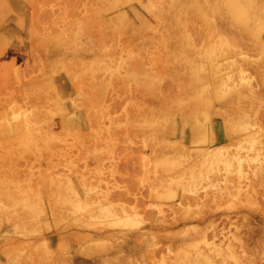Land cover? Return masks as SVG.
Masks as SVG:
<instances>
[{"label":"rangeland","instance_id":"obj_1","mask_svg":"<svg viewBox=\"0 0 264 264\" xmlns=\"http://www.w3.org/2000/svg\"><path fill=\"white\" fill-rule=\"evenodd\" d=\"M262 17L264 0H0V264H264ZM218 156L242 189L204 186Z\"/></svg>","mask_w":264,"mask_h":264},{"label":"bare ground","instance_id":"obj_2","mask_svg":"<svg viewBox=\"0 0 264 264\" xmlns=\"http://www.w3.org/2000/svg\"><path fill=\"white\" fill-rule=\"evenodd\" d=\"M259 2V1H258ZM260 2H261V0H260ZM256 3V2H255ZM225 11V10H224ZM242 11H244V9H238V6H231V7H229L228 8V12L229 13H231V14H235V21L237 22L238 20H240V19H243L242 18V15L244 14V12H242ZM223 15V13L221 14V16ZM225 16V15H224ZM226 17V16H225ZM228 17V16H227ZM226 17V18H227ZM231 19V18H230ZM245 20L247 19V18H244ZM261 19H264V17H262ZM232 20V19H231ZM254 21H256V22H258V21H260L258 18H255L254 19ZM262 21V20H261ZM254 23V22H253ZM253 23H251V24H235V26L237 27V28H239V29H242L243 30V32H246V31H249L250 29H252L253 27L254 28H256V26H254L255 24H253ZM256 25H259V24H256ZM261 25V24H260ZM252 32H254L253 30L250 32V35L249 36H251V33ZM246 34V33H245ZM260 35V34H259ZM245 36V41H246V39H247V37H248V35L246 34V35H244ZM243 36V37H244ZM247 36V37H246ZM254 37L257 39V37H256V34H255V36H253V38L252 37H248V41H250V42H253V40L252 39H254ZM249 38H250V40H249ZM252 38V39H251ZM242 39V38H241ZM255 39V41L254 42H257V40ZM261 39V38H260ZM260 39L258 40L259 42H260ZM199 41V40H198ZM253 42V43H254ZM259 42H257V43H259ZM175 43H177V42H175ZM257 43H256V45H257ZM250 43L248 42V44H245V47L247 48V47H249V49H250V47L252 46L253 47V44L251 45V46H246V45H249ZM177 47V46H176ZM251 47V48H252ZM253 49V48H252ZM225 59V58H224ZM211 64V63H210ZM215 64V63H214ZM213 64V65H214ZM217 64V63H216ZM212 65V66H213ZM211 66V65H210ZM224 66H225V64H224ZM214 67V66H213ZM213 67H209V62H208V69H210V68H212L211 70H214L213 69ZM226 68H228V67H226ZM224 69V68H223ZM220 70V69H219ZM222 71V70H221ZM228 71V70H227ZM218 72H220V71H218ZM229 72V71H228ZM211 73V72H210ZM212 73H215L214 71L212 72ZM227 73V72H226ZM212 75V74H211ZM228 76H229V74H228ZM221 77V76H220ZM222 77H224V74H223V76ZM221 77V78H222ZM225 77H227V76H225ZM215 78V77H214ZM217 78H219V77H217ZM235 78V77H234ZM212 79V78H211ZM213 80V79H212ZM220 80V79H219ZM222 80V79H221ZM224 80H226V78L224 79ZM227 81V80H226ZM232 81V80H231ZM218 82V81H217ZM233 82V81H232ZM222 83V84H221ZM220 84V86L219 87H222V85H223V82H221ZM226 83V82H225ZM212 84V83H211ZM226 84H228V83H226ZM213 85H214V83H213ZM212 86V85H211ZM215 86V85H214ZM219 87H217V88H219ZM215 88V87H214ZM217 88H216V90H217ZM224 89H225V87H224ZM214 91V90H213ZM222 91H223V89H222ZM221 91V92H222ZM225 91V90H224ZM220 92V91H219ZM220 92V93H221ZM215 93H217L216 91H215ZM222 96V95H221ZM216 97V96H215ZM220 97V96H219ZM216 99H218L217 97H216ZM214 100H215V98H214ZM228 108V107H227ZM234 118H235V116H234ZM189 124L187 125V126H189V125H192V124H190L191 122H188ZM7 129V128H6ZM18 131V130H17ZM15 132H16V129H15ZM212 141H214V140H212ZM215 142V141H214ZM214 142H212V143H214ZM216 143V142H215ZM169 150V149H168ZM169 152H170V150H169ZM153 153H154V157H156V155H155V151H153ZM168 153V152H167ZM157 158V157H156ZM155 160H157V159H155ZM154 160V161H155ZM157 162V161H156ZM237 165V164H236ZM207 168H203V169H205V170H207V172H204V173H206V176L209 174H215V170H218V171H224V176L223 177H214V178H210L209 180L207 179V183L204 185V186H214L215 187V184L213 183V181H215V183L216 182H220V181H223L225 184H228V186H226L227 187V189H229L228 187H230V186H232L233 188H240V189H242L243 187L242 186H238V184H235V181H233L232 179H231V177H228V175H230V174H232L233 173V161L232 160H227V159H222V157L221 156H218L217 157V159H215V160H212V161H210L209 163H208V165L206 166ZM189 174V173H188ZM198 172L196 173L195 172V170L194 171H192L190 174H189V180H190V183H193L194 181H195V178L196 177H198ZM208 175V176H209ZM213 180V181H212ZM165 182H163L166 186H171V185H173V184H176L177 186H180V184H178L181 180H174V181H170V182H167L166 180H164ZM203 185V184H202ZM182 187V186H181ZM203 187V186H202ZM223 187H225V186H223ZM176 188V187H175ZM183 189L182 190H188V191H191V189H192V186H190V187H188V188H184V187H182ZM217 189H219V191L221 190V189H225V188H221V187H216ZM200 189H204V188H200ZM233 191V190H232ZM216 192V191H215ZM231 191H229V194H231L230 193ZM193 194H194V197H191V198H195V195L197 194V192H192ZM214 194V193H213ZM211 195L212 196V198L214 197L215 198V195H217L218 194V191L214 194V195ZM220 194H222V193H220ZM222 196L223 195H221V197L220 198H222ZM68 197V196H67ZM198 197H199V195H198ZM195 199H197V198H195ZM62 208V207H61ZM34 224V223H33ZM97 252V251H96Z\"/></svg>","mask_w":264,"mask_h":264}]
</instances>
